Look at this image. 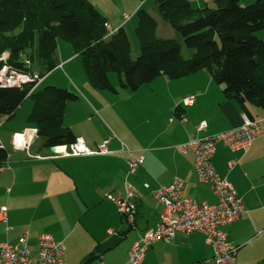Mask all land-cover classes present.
Masks as SVG:
<instances>
[{
  "label": "crops",
  "instance_id": "0c3cea01",
  "mask_svg": "<svg viewBox=\"0 0 264 264\" xmlns=\"http://www.w3.org/2000/svg\"><path fill=\"white\" fill-rule=\"evenodd\" d=\"M142 2L134 4L132 14L142 8ZM153 17L158 24L157 38L178 40L180 35L170 24L171 29L165 27L170 36H159L160 20ZM108 22L115 30L126 25L124 20L115 18ZM73 56L57 57L58 67L68 66ZM46 79L47 76L34 92L41 90ZM74 89L79 99L66 106L64 126L81 138L91 152H97L98 146L110 139L108 149L111 153L66 155L68 146H61L58 153L51 152L44 146L35 126L28 121L33 104L26 115L21 114L28 99L13 118L0 116V143L8 154L0 171V209H7L6 222L0 215V243L16 242L28 232L33 254H37L38 246L34 249L31 242L32 235L36 238L40 232L35 225L42 218H54L62 224L59 242L63 245L71 238L70 231L77 228H87L93 237L94 244L88 248L83 245L82 252L75 251L76 258L70 245H64L66 264H83L94 253L100 258L93 264H130L129 250L146 232L156 227L164 212V206L154 195L156 189L170 186L178 178L184 183L185 197L198 202L217 203L210 184L198 178L194 155L180 154L175 147L192 138L212 136L240 127L250 115L260 122L263 134L247 152L234 153L223 143L217 144L213 163L219 176L232 183L246 210L239 220L225 229L228 242L240 246L237 262L264 264V171L254 163V155L264 147L262 109L248 104L246 114L237 101L226 98L224 87L217 84L207 70L178 80L161 76L145 89L126 93L127 99L135 100L133 113L146 127L115 129V132L110 128L108 131L93 117H100L92 104V100L99 103L94 91L87 85L83 89ZM192 97L194 102L185 105L184 101ZM202 122L207 127L199 131L198 126ZM16 136L24 139L23 148L15 146ZM123 145L129 147L130 153L122 151ZM140 158H144L143 165L131 173L130 162ZM145 184L150 188H144ZM129 185L134 186L139 194L134 225L123 219L115 204L106 197L111 193H126ZM89 214L100 218L103 223H100V229H93L88 224L86 215ZM7 227L11 230L8 231ZM111 230L116 232V236L109 235ZM127 230L120 241L121 233ZM114 239H119L116 247L127 240L120 259L114 253L116 247L102 255L99 253L103 244ZM213 256V249L206 244L204 235L180 233L169 243L160 241L151 247L143 264H214Z\"/></svg>",
  "mask_w": 264,
  "mask_h": 264
},
{
  "label": "trees",
  "instance_id": "16d2710c",
  "mask_svg": "<svg viewBox=\"0 0 264 264\" xmlns=\"http://www.w3.org/2000/svg\"><path fill=\"white\" fill-rule=\"evenodd\" d=\"M155 1L161 18L194 50L191 58L182 56L176 40L157 38V21L140 8L136 12L140 50L133 60L126 29L108 33V20L88 0H0V56L7 55L8 64L19 71L45 77L59 66L62 39L82 57L96 89L115 91L111 73L119 75L121 88L135 92L161 76L178 80L207 70L224 87L226 98L237 101L246 114L248 104L264 111V40L256 36L264 31V0H250L248 5L215 0L216 8L203 9H194L187 0ZM2 66L0 61V70ZM33 86L4 87L0 82V116L13 118L31 97L34 105L28 121L44 146L51 150L74 144L78 138L64 126V115L66 104L76 102L79 95L56 86L34 92ZM7 158V151L0 148V167ZM127 232L121 233L120 241ZM99 258L94 253L83 264Z\"/></svg>",
  "mask_w": 264,
  "mask_h": 264
},
{
  "label": "built area",
  "instance_id": "2783aa9c",
  "mask_svg": "<svg viewBox=\"0 0 264 264\" xmlns=\"http://www.w3.org/2000/svg\"><path fill=\"white\" fill-rule=\"evenodd\" d=\"M130 18V16H127ZM105 28L112 34L116 30L107 22ZM3 66L0 70V82L4 87L24 88L29 84H34V90L40 85L45 77L39 72H22L8 64L7 55L0 56ZM27 67L31 66L30 61L25 60ZM185 105H191L194 98L186 99ZM205 122L198 126L199 131L205 130ZM263 134L259 121L247 116L243 125L225 132L192 138L187 143L177 145L175 150L180 154H193L195 157V170L201 182L210 184L216 198V204L206 201L198 202L184 196V183L180 179L170 186H161L154 191L157 201L164 206V212L154 229L148 231L143 238L135 243L129 251V262L131 264H142L147 250L158 241L167 243L173 241L178 234L190 235L200 233L204 235L205 242L213 249L214 264H239L237 262V252L239 246H234L228 242L226 227L237 221L244 213L245 206L242 198L232 185V183L219 176L217 173L213 157L216 146L223 143L232 152L248 151L254 141ZM15 146L23 148L24 139L21 136L14 138ZM110 139L104 140L98 146L97 152H91L86 147L84 141L78 138L77 141L68 147L67 155L80 156L91 154H110L108 149ZM122 147L127 148L125 145ZM0 148L2 145L0 143ZM126 151L130 152L129 149ZM144 158L130 162L131 173H134L143 165ZM3 166L0 167V171ZM144 188L149 189L148 184ZM107 199L114 203L119 214L133 224L137 214L135 201L139 198L137 189L129 185L126 193L116 192L108 194ZM6 208L0 209V215L6 222ZM7 230H11L7 227ZM113 235V231L109 232ZM65 247L54 239L51 234L43 233L38 238V252L33 254L29 241V233H23L16 242L0 243V264H65Z\"/></svg>",
  "mask_w": 264,
  "mask_h": 264
},
{
  "label": "rangeland",
  "instance_id": "374dc122",
  "mask_svg": "<svg viewBox=\"0 0 264 264\" xmlns=\"http://www.w3.org/2000/svg\"><path fill=\"white\" fill-rule=\"evenodd\" d=\"M88 1L108 21H111L112 18L125 21V23H124V24H126L125 29L129 35V39L131 42V58L133 60H135L137 58L139 50H140V39L136 33V28L138 26V17L136 16V13L132 14V10H133L134 4L138 3L142 0H88ZM187 1L191 4V6L194 9H203L205 7L216 8L215 0H187ZM251 3H252V1H250V0H241L242 5H248ZM141 6L143 9L147 10L152 16H156L159 18V20H160L159 21V25H160L159 26V36H163V37L170 36L168 30H166L165 27H167V29H171V28H170L169 24L164 22L159 17V15H158V4L156 3V1L155 0H145L142 2ZM127 16H130V18H127ZM256 36L259 39L264 40V31L258 32L256 34ZM177 42L181 45L182 56L185 59L191 58L193 53H194V50L189 49L185 46L181 36H178ZM61 55L62 56L74 55V56L70 60L71 63L68 66L61 67V68L57 67L55 70H53L51 73H49L47 75V79L45 80V82L41 86V89L45 88L46 86H56L58 88L67 89L70 92H74V90H75L74 88L78 87V88L83 89V87H85L87 85V87H89V89L94 91L95 95L97 96V99L99 100V103H98L95 100L91 99L92 104L94 105L95 109L99 111V114H100V117H98V116L96 117L93 115L92 116L95 117L97 120H99L101 125L103 127H106V129L108 131H110L109 128L114 130V131H115V129L118 131V129L119 130H123V129L127 130L130 127H137V128L138 127H140V128L146 127V125L143 123L142 119L140 117H136V115L133 113L134 106H135V104H134L135 100H129L126 98V93H132V91L127 90L128 91L127 92L126 89L121 88L120 77L117 73H111L109 75L110 82L113 85V87L115 88V91L96 89L92 86V84L90 83V81L87 77V74L84 70L82 57L79 54H76L72 44H70L69 42H67L65 40L59 39L58 40L57 57H59ZM149 85L142 86L141 88L145 89ZM86 94H88V93H86ZM142 97H145V95H143ZM90 98H92V97H90ZM27 99L28 100L26 101V104L24 105V109L21 111V114H23V113L25 114V112L27 114V112L29 110L28 109L29 106L31 104L34 105V100L32 98H27ZM70 103L71 102L67 103L66 105H69ZM102 109H104L105 111L103 112ZM107 113H110V114L107 115ZM117 116L119 117L118 119L116 118ZM127 149H129V147H127V148L122 147V151L130 153V152L126 151ZM69 152L70 151H66L65 154L67 155V153H69ZM242 152H247V151H242ZM234 153H236V152H234ZM254 159L256 160V161H254V163H256V165L258 167H260L262 169V171H264V147H263L262 151H260L254 155ZM252 166H255V165L253 164ZM138 196H139V194H138ZM138 199L135 201L136 205L138 204ZM245 212H246V210H245ZM86 216H87L86 221L88 222V224H90V226L93 229L94 228L100 229L99 228L100 223L103 225V223L99 221L100 218L96 214H89ZM136 216H137V214H136ZM136 216L134 218V223L131 224L126 220V218L124 216L121 215V217L123 219H125L130 225L135 224ZM35 227L38 228L37 230H40V232L38 231L39 233H38V235H36V238L33 237L35 235H32L31 242H32V246L34 249L37 248V246H38L37 237L39 236L40 233H50L53 235V237L57 241H59L60 236L62 234L61 233L62 231L60 228H63L62 224L60 225L58 223V221H56L54 218H45L44 220L42 218L41 221L35 225ZM86 230H87V228H83V229L77 228L75 231L71 230L70 231V232H72L71 238L69 239L68 242H64L65 246L68 247L70 245V248L73 251V255L77 254L75 251L82 252L81 247L83 245L85 248H88L91 246V244H94L93 243V237H92L91 233L89 234ZM83 231L85 234L83 233ZM113 233H114L113 235H110V234L109 235L111 237L116 236V232L113 231ZM158 242H160V241H158ZM162 242H165V241H162ZM126 243H127V240L124 239L121 242V244L118 247H116V249L114 250L115 251L114 253H116L115 255H117L118 259L123 257V251H124V248L126 246ZM153 246H151V247H153ZM70 254H72V252H70ZM237 254H238V252H237ZM64 255H65V253H64ZM128 255H129V253H128ZM146 256H147V252H146ZM76 257L77 256L74 255V258H76ZM145 259H146V257H145ZM145 259H144V261H145ZM144 261H143V263H144Z\"/></svg>",
  "mask_w": 264,
  "mask_h": 264
},
{
  "label": "water",
  "instance_id": "95a60500",
  "mask_svg": "<svg viewBox=\"0 0 264 264\" xmlns=\"http://www.w3.org/2000/svg\"><path fill=\"white\" fill-rule=\"evenodd\" d=\"M60 147H52L51 148V152L53 153H58L60 150ZM119 243V239H114L111 240L105 244H103L100 248H99V253L102 255L104 253H106L108 250H111L113 248H115Z\"/></svg>",
  "mask_w": 264,
  "mask_h": 264
}]
</instances>
